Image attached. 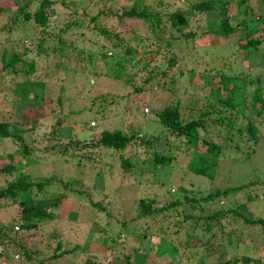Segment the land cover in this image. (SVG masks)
I'll return each instance as SVG.
<instances>
[{"label":"trees","instance_id":"16d2710c","mask_svg":"<svg viewBox=\"0 0 264 264\" xmlns=\"http://www.w3.org/2000/svg\"><path fill=\"white\" fill-rule=\"evenodd\" d=\"M180 1L183 3L181 6L175 5L173 0H133L123 12L116 15L122 25L126 23L137 24L139 31L131 29L129 34H132V40H127L117 33L114 35L118 39L117 42L112 39L113 32L103 19L105 16L109 17L111 12H107L105 8H96L98 4L94 3L93 0H15L16 5L19 6L17 9L19 15H15L13 20L17 22L21 19L24 23L23 26L30 25L31 30H40L41 40L37 53H46L49 56L54 53L57 54L59 59L57 70L59 72L61 70L62 80L66 81L68 89L77 90L75 80L67 74L68 65L63 69L64 58L71 59L78 56L76 54L78 46L74 42L75 34L71 31L76 33L79 31L80 38L76 41H82L84 46L86 42L95 41L99 43L100 37L105 38L106 42L101 44L99 49L93 48L84 58L90 57L93 66H95V58L101 61L106 66L105 76L118 78L123 82V85L132 86L137 92H144L147 85L152 83L157 85L162 83L164 86L160 88L163 91L173 92L174 88L176 89L177 80L170 73L175 67H178L180 77L187 76L190 82L200 79L204 88L209 86L210 91H206L207 94L204 95L207 102L203 106H200L196 100L189 103L187 107H181L178 100L176 104L171 103L164 108H153L152 114L148 115L151 118H159V124L178 139L179 143L176 146L181 148V145H186L191 150V157L187 166L181 168L179 172L177 192L172 193L171 186H175L174 183L169 186L165 185V182L164 184L154 183V185L166 189L163 193L166 202L158 206L157 197L141 199L138 205V218L154 219L160 213H175L176 216L181 217L178 223L179 227L189 237L200 221H203L204 225L207 224L206 228L213 233V238L206 241L207 253L202 254L198 264H264V241L259 248L248 246V249H252L254 253L258 254L256 255L257 258L251 255L237 256L235 254L227 260H222L223 254L214 256L218 252L221 253V248L229 250L236 247L237 241L232 239L231 234L225 233L223 221L227 217H242L247 223L264 224V219L253 220L248 213H245L246 202L235 198L234 203H232L230 202L232 198L229 199L231 195L246 191L256 182L249 181L233 187V183H229L226 177L225 179L221 178L217 172L221 160L226 158V155L234 149L243 151L242 153L249 157L248 162H251L250 158H255L258 153H264V79L263 77L251 76L247 66L241 69L242 74H230L229 72L234 69L231 64L229 72L220 68L217 72L200 74L197 77V71L192 70L187 65L190 62L191 54L197 50V42L200 39L203 40V43L199 47L205 49L204 56L211 49L215 52L226 50L229 51V54L230 49L232 52L243 50L247 53L243 56L245 60V58H249V54H258L264 51V0L260 1L259 8L254 5V0ZM57 5H65L67 9L70 5L73 8L76 5L77 8L72 10L70 18H64L60 22L64 26L60 30L54 31L51 29L55 22L54 15ZM91 5L94 8H91ZM80 16H84V18ZM239 17H242V20H239ZM14 21H12L13 24ZM87 30L94 36L86 41L84 34ZM144 32L147 33L145 37L143 36ZM150 37H152V41L147 43L151 39ZM47 43L51 44L52 47L45 48ZM231 44L235 46H231ZM57 48L59 49L56 51ZM74 48L76 49L74 50ZM84 51L85 48L83 47L80 51L81 56ZM109 52L110 55H108ZM162 56H165V62L161 61ZM246 60L251 64L250 58ZM263 60L264 55L262 62L258 65L262 68H264ZM0 65H2L0 71L9 68L7 73H11L12 76L7 75V77L16 81L13 95L31 105L42 107L43 101L45 102L47 98L46 85L44 82L32 78L36 70V60L29 59L26 52L22 54L13 52L7 56L6 52L2 51L0 53ZM91 72L92 75L97 76L102 73L94 70ZM77 75L83 79L87 78L85 73H77ZM139 75L146 77L141 86L135 84ZM18 78L21 80L19 81ZM167 78H169L172 88L166 85ZM250 85H254L255 88L248 99L246 92ZM67 87H61V95L67 91ZM83 89L84 87H81L78 91ZM61 95L59 96L60 100L63 99ZM93 105L96 106V100ZM186 112L189 113L188 116L185 115ZM22 113L28 115L29 118L16 119L12 122L0 120V139L10 138L20 144H18L19 148L15 153L0 155V208L6 205L18 206L15 222L9 226L0 227V233H3L2 238L6 237L4 228L8 230V233L13 234V231L17 232L14 227L18 225V229L20 227L25 229L28 235H33V230L44 225H46L45 229H51L50 223L58 220L54 210L63 209L62 205L64 206L62 201L65 199V195L62 193L50 195L51 197L48 198L38 196V190L42 191L46 183H53L55 178L31 179L26 166L35 167L29 165L33 164L30 159L34 155L31 145L25 140V133L34 129L39 122L40 113L31 110L29 106L24 107ZM140 131V125L130 135L121 130L102 131L95 144L84 146L90 150L85 160L89 159L88 164L94 163L90 160L95 156L98 157L100 152L123 151L134 142L144 147L145 151L143 153L137 151L135 155L129 158L121 157L120 165L127 175L136 177L143 168H148V164L151 165L152 169H162L170 165L173 159L172 155L149 151L150 140L145 135L143 136ZM64 132H67L69 136L72 135L70 128H66V131L60 128L56 132L53 131L52 134L57 135L58 139H62ZM244 135L248 141L254 140L251 151H247L235 142L244 141L246 143ZM68 144L71 145L72 141ZM203 147L206 149L204 152L201 151ZM263 162L264 160L261 161V163ZM250 166L252 164L247 163L246 168L249 169ZM259 170L260 167L257 171ZM6 175H15V177L3 183L1 177ZM216 180L218 182L214 184ZM141 183L143 184V182ZM208 185L214 187L207 189ZM34 187L37 191L32 194ZM65 188L68 189V185H65ZM81 195L90 198V195H84V192ZM247 198L248 200H257L261 197L257 193H248ZM222 201L229 202L223 206ZM69 214L74 218L75 213L69 212ZM125 219L116 218L120 225L119 233L125 236V240L120 241L124 245V250L119 255L124 259L123 264H148V254L156 250L159 254L172 258L171 260L164 258V261L179 264L178 249L164 240L153 239L138 249L135 248L136 244L133 247L129 246L134 240L139 244L142 243L141 239L144 234L141 235L138 231L136 234L134 228H129L130 223L134 225L137 220H132L129 223ZM94 231L89 233L87 246L75 244L72 248L65 247L62 238H60L61 235L56 233L57 231L55 233L53 231V234L47 239L52 237L59 239L55 247L50 250L37 247L36 242L27 246L21 240L11 236L9 238L11 247H5L6 249L1 255L5 264H37V261H43L41 264H77L76 261L83 252H95L100 243L108 245L112 241L111 237L113 236L108 228L102 229V232L98 231L97 228ZM219 234L227 235L228 240L220 246H216L215 242ZM65 239L67 238L65 237ZM129 248H132L130 253L127 250ZM16 253H19L17 261L14 260ZM43 253L47 254L42 256L43 260L36 257V255L41 256ZM65 259L69 262L64 263ZM98 261L99 257L96 253L88 255L84 264H98L100 263Z\"/></svg>","mask_w":264,"mask_h":264},{"label":"rangeland","instance_id":"374dc122","mask_svg":"<svg viewBox=\"0 0 264 264\" xmlns=\"http://www.w3.org/2000/svg\"><path fill=\"white\" fill-rule=\"evenodd\" d=\"M132 1L133 0H93L94 3L98 4L96 8H105L107 12H111L109 17L105 16L103 19H105L106 25L113 32L112 39L114 42L118 41L114 36L117 33L127 40H132V34H129L131 29L139 31V29H137V24L131 25L126 23L122 25L116 15L123 12ZM173 1L175 5L181 6L183 4L180 0ZM260 1L261 0H254V5L258 8L260 7ZM18 8L19 6L16 5L15 0H0V53L5 51L7 56H10L13 52L19 54L26 52L29 59H35L36 70L32 78L44 82L46 85L45 93L47 98L45 102L43 101L42 107L31 105L17 99L13 95L16 81H12L7 77V75L9 77L12 76L11 73H7L9 68L1 70L0 120L12 122L16 119L23 120L29 118L28 115L22 113L23 108L27 106H29L31 110L40 113L39 122L34 129L25 133V140L31 145L34 155L32 159H30L33 164H29V161L27 162L29 165L35 166L30 168L26 166V168L28 172H30V177L33 180H40L43 177L55 178L53 183L49 184L47 182L42 191L38 190V196L48 198L51 197L50 195L62 193L65 195V199L62 201L64 204V206L62 205L63 209L54 210L55 214L57 213L58 220L50 223L51 229L49 230L45 229L46 225H44L33 230V235H28L26 230L21 227L20 229L14 227L17 232L15 233V231H13V234L8 233V230L4 228L3 230L6 237L2 238L3 233H0V264H5L1 253L6 249L5 247H11L9 243V238L11 236H14L19 241L21 240L27 246L36 242L38 245L37 247L50 250L55 247L59 238L52 237L47 239V237L52 235L53 231L54 233L57 231L56 233L61 235L60 238H62L64 246L72 248L75 244L87 246L89 243V233L95 232L94 229L96 228L101 232L102 229L108 228L110 234L113 236L111 237L112 241H110L108 245L100 243L95 252H83L76 263L84 264L88 255L98 253V262H100L98 264H123L124 259L119 257V255L122 250H124V245L120 243V241L123 242L125 236L123 234L120 235V225L117 223L116 218L119 220L126 218L125 220L129 221V223L132 220H137L134 225L130 223L129 228H134L136 234L137 231L141 235L144 234V237L141 239L143 241L142 243L139 244L134 240L129 246L133 247V245L136 244L135 248L138 249L144 247V245L153 241V239L164 240L166 243L178 249L179 264H198L202 254L207 253L206 246L208 245L206 241L213 238V233L211 231L209 232L206 228L207 224L204 225L203 221H200L197 228L189 237L187 233L179 227L178 223L181 219L180 216H176L175 213L164 212L160 213V215L154 219H139L138 205L141 199L147 197H157L158 206L165 204L166 198H164L163 193L166 189L156 186L154 183L164 184L165 182L167 186L174 183L175 186H171L172 193L177 192L179 172L181 168L187 166L191 157V150H189L186 145H181V148L176 146L179 143L178 139L159 124V118H151L148 115L152 114L153 108H164L171 103L176 104L178 100L181 107H187L189 103L196 100H198L200 106H203L205 102H207V98H205L204 95L207 94L206 91L209 90V86L204 88L200 79H195L190 82L187 76L180 77L179 69L175 67L170 73V75H173L175 80H177L176 89L174 88L173 92L169 90L163 91V89L160 88L164 86L162 83L161 85L155 83L149 84L144 92H137L134 90V87L123 85V82L118 78L109 75L105 76L106 66L101 61L95 58V66H93L90 57H88V59L84 58L93 48L97 47L96 50L99 49L101 44L106 42L105 38L100 37L99 43L95 41H91V43L86 42L84 46L82 41H76L80 38L79 31L77 33L71 31V33L75 34L74 42H76L78 46L76 50L78 56L71 59L62 58L64 62L63 69L68 65L69 71H67V74L75 80L77 90H71L70 87V89H68L66 81L62 80L61 70L60 72L57 70L59 66L57 54L54 53L49 56L46 53H37L38 45L41 40L40 30L33 31L31 27H29L30 25L23 26L24 23L21 19L17 20V22L13 20L15 15H19L17 11ZM76 8V5L74 8L70 5L68 9L65 5H57L54 15L55 22L51 30H60V28L64 26L60 22L64 18H70L72 10H76ZM91 8H94V6L91 5ZM80 17L84 18V16ZM239 20H242V17H239ZM12 21H14V24ZM90 26H92V24H90ZM85 33L84 38L86 41L89 40V38L92 39L94 36L93 33H88V30ZM143 34L144 37L147 36V33L144 32ZM150 38L151 39L147 43L152 41V37ZM202 43V39L198 40L196 46L197 50L191 54L190 62L187 64L189 68L197 71V77L200 74L213 73V71L217 72L220 68H224L229 72L231 64L234 69L229 72L230 74H242L241 69L247 66L248 73H250L251 76L263 77L264 79V68L258 66L262 62L264 51L258 54L252 53L253 56L249 54L251 60L250 64L249 61L246 60L249 58L243 59V56L247 54L246 51L243 50L232 52L230 49L229 54V51L226 50L215 52L211 49L209 53L204 56L205 49L199 47ZM48 46L49 48L52 47L51 44L47 43L45 48ZM231 46L235 45L231 44ZM83 47L85 51L81 56L80 51ZM59 48H57L56 51ZM75 49L76 48H74V50ZM108 55H110V52ZM165 60V56H162L161 61L165 62ZM0 67H2V65H0ZM92 70L102 73L100 76L92 75ZM77 73H85L87 78L83 79L77 75ZM74 75H76V77H74ZM145 78L144 75H139L135 80V84L140 86L143 85V80ZM18 80L20 81L21 79L18 78ZM166 85L172 88L169 78H167ZM63 86L67 87V91L63 92L61 95L60 90ZM81 87H84V89L78 91ZM254 88V85H250L248 88L246 92L248 99ZM60 95L63 96L61 100L59 98ZM95 100L96 106L93 105ZM185 115L188 116L189 113L186 112ZM138 125H140L141 134H143V136L145 135L146 138L150 140V142L148 140L149 151H158L163 155H172L173 159L170 165L162 169H152L151 165L146 164L148 168H143L136 177L127 175V173L123 172L120 165L121 157L129 158L135 155L137 151H140V153L145 151L144 147L134 142L123 151L121 150L113 153L110 151H102L98 154V157L95 156L90 160L94 163H87L89 159L85 160V158L87 154L90 153V150H87L88 147L84 148V146L95 144L102 131L121 130L125 134L130 135L137 130ZM60 128L64 131H66V128H70L72 130V135L69 136L67 132H64L62 139H58L57 135H53L52 132H56V130H60ZM244 137L246 139L245 135ZM70 141H72L71 145L68 144ZM235 142L238 143L239 146L244 147L247 151H251L254 140L248 141L246 139V143L244 141ZM18 144L19 143L10 138L0 139V155L15 153L19 148L20 144ZM201 151H206L205 147H203ZM242 152L241 150H232L226 155V158L221 160L217 172L220 174L221 178L225 179L226 177L229 183H233V187L240 186L249 181L256 182L253 186L248 187L246 191L231 195L229 199L231 200L232 198V203H234L233 200L235 198H239L241 201L246 202L247 209L245 213H248L253 220L257 218L264 219V162L261 163V161L264 160V153H258L255 158H250L251 162H248L247 160L249 157ZM247 163H250V165L252 164L249 169L246 168ZM259 167L260 170L257 171ZM131 168H133L132 165ZM14 177L15 175H6L1 177V181L5 183ZM141 182H143V184ZM217 182L218 180H216L214 184ZM65 185H68V189L65 188ZM211 187L214 186L209 187L208 185L207 189ZM36 191L34 187L32 194ZM82 192H84V195L89 194L90 198L82 196ZM248 193L260 194L259 196L261 198L257 200H248ZM222 202L224 206L229 201ZM17 212L18 206L6 205L5 207H1L0 227H3V225L9 226L11 223H14ZM69 212L75 213L74 218L71 217ZM223 224L225 225V233L231 234L232 239L237 241L236 247L229 250H223L221 248V253L218 252L214 254V256L216 257L223 254L221 257L222 260H227L235 254H237V256L251 255L257 258L256 255L258 254L248 248L252 246L259 248L263 244L264 224L247 223L242 217L233 218L232 216L227 217L223 221ZM65 237L67 239H65ZM227 240V235L224 236L219 234L216 238L215 245L220 246ZM127 250L130 253L132 248ZM47 254L50 253L47 252ZM47 254L43 253V255H36V257L43 260L42 256ZM18 256L19 253H16L15 261L18 260ZM121 256L123 257V254ZM164 258L168 260L172 259L166 255L159 254L157 250L150 252L147 257L148 264H174L171 261H164ZM41 262L43 261H37V264H41ZM67 262L69 261L65 259L64 263Z\"/></svg>","mask_w":264,"mask_h":264},{"label":"bare ground","instance_id":"6f19581e","mask_svg":"<svg viewBox=\"0 0 264 264\" xmlns=\"http://www.w3.org/2000/svg\"><path fill=\"white\" fill-rule=\"evenodd\" d=\"M250 111V110H249ZM264 121V120H263ZM264 146V145H263ZM259 147V146H258ZM240 150V149H239ZM236 183V182H235ZM256 189V188H255ZM260 195V194H259ZM244 199V198H243ZM247 201V199H246ZM231 202V201H230ZM251 204V203H250ZM251 206V205H250ZM241 207V206H240ZM254 207V206H253ZM230 208V207H229ZM249 209V208H248ZM250 210V209H249ZM235 236V235H234ZM193 245V244H192ZM196 248V247H195Z\"/></svg>","mask_w":264,"mask_h":264},{"label":"built area","instance_id":"2783aa9c","mask_svg":"<svg viewBox=\"0 0 264 264\" xmlns=\"http://www.w3.org/2000/svg\"><path fill=\"white\" fill-rule=\"evenodd\" d=\"M16 229H18V227H16Z\"/></svg>","mask_w":264,"mask_h":264},{"label":"clouds","instance_id":"9594fccd","mask_svg":"<svg viewBox=\"0 0 264 264\" xmlns=\"http://www.w3.org/2000/svg\"><path fill=\"white\" fill-rule=\"evenodd\" d=\"M16 227H18V226H16ZM16 227H15V228H16Z\"/></svg>","mask_w":264,"mask_h":264}]
</instances>
